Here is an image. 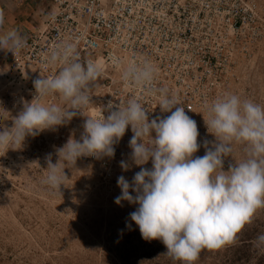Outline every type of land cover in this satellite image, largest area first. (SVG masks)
I'll return each instance as SVG.
<instances>
[{
    "label": "clouds",
    "instance_id": "clouds-1",
    "mask_svg": "<svg viewBox=\"0 0 264 264\" xmlns=\"http://www.w3.org/2000/svg\"><path fill=\"white\" fill-rule=\"evenodd\" d=\"M25 44L19 33H13L0 40V55H19ZM49 63L62 67L33 82L36 95L12 117V127L0 120V154L21 150L28 137L57 129L77 114L83 115L80 139L71 136L56 148V163L52 162V154L46 158V183L61 188L69 179L66 164L76 165L85 156L114 158L115 144L130 127L131 161L140 171L131 182L123 175L118 178L121 195L115 203L138 205L130 219L143 239L162 241L167 255L182 264H195L204 249L217 250L233 243L257 211L264 208V106L232 93L206 105L207 115L203 118L215 141L205 139V154L198 156L201 144L197 122L184 107L177 106V98L166 90L161 89L158 96L160 110L171 113L164 118L149 120L148 111L135 98L115 110L110 104L107 116L86 117L80 109L92 102L89 93L102 75L103 63L80 62L73 42L54 49ZM111 63L120 70L122 81L135 88L151 86L159 71L147 58L140 63H125L113 56ZM48 96L58 97L61 103L46 104L44 98ZM233 142L247 146L248 158L225 171L224 160L230 157ZM150 161L152 167H145ZM131 166L121 161L124 171ZM258 240L264 243V235Z\"/></svg>",
    "mask_w": 264,
    "mask_h": 264
},
{
    "label": "built area",
    "instance_id": "built-area-1",
    "mask_svg": "<svg viewBox=\"0 0 264 264\" xmlns=\"http://www.w3.org/2000/svg\"><path fill=\"white\" fill-rule=\"evenodd\" d=\"M52 2L43 27L27 34L19 55L9 54L6 64L14 78L8 87L30 82L25 72L31 66L44 77L53 75L62 65L49 63L51 52L64 42H73L80 62L103 63L102 75L89 93L92 102L80 109L86 117L107 116L110 104L115 110L135 98L148 111L149 120L164 118L171 113L158 107L163 89L197 122L201 147L205 139L211 141L203 118L206 105L226 93L237 94L242 66L264 54V0ZM113 56L125 63L153 61L159 69L153 84L147 88L126 85L111 63ZM82 120L85 117L77 114L74 129L83 130ZM132 135L129 127L114 146V158H94L104 164L130 160Z\"/></svg>",
    "mask_w": 264,
    "mask_h": 264
},
{
    "label": "rangeland",
    "instance_id": "rangeland-1",
    "mask_svg": "<svg viewBox=\"0 0 264 264\" xmlns=\"http://www.w3.org/2000/svg\"><path fill=\"white\" fill-rule=\"evenodd\" d=\"M33 68L34 75L29 73ZM241 70L242 83L235 93L242 100L264 106V54ZM25 76L30 79L27 89L21 85L17 88L18 83L8 84L0 94V120L8 128L24 103L34 98L33 82L44 77L33 66ZM51 99L61 103L53 96L45 97L44 102L49 104ZM72 121L76 122L75 118ZM72 121L28 137L21 150L0 154V264H182L167 255L162 241L143 239L130 219L138 205L115 203L121 195L118 178L123 175L131 182L140 171L131 158L126 160L132 165L130 170L124 171L121 161L104 164L85 156L76 165L66 164L69 179L61 188L46 183L48 154L56 163L55 149L71 136L80 139L83 133L74 129ZM210 140L214 142L215 137L211 135ZM231 146L233 151L224 160L225 171L248 158L246 145L233 142ZM204 154L203 147L196 153ZM145 167L151 168V161ZM262 235L264 208L257 211L233 243L217 250L204 249L195 264H264V243L258 240Z\"/></svg>",
    "mask_w": 264,
    "mask_h": 264
},
{
    "label": "crops",
    "instance_id": "crops-1",
    "mask_svg": "<svg viewBox=\"0 0 264 264\" xmlns=\"http://www.w3.org/2000/svg\"><path fill=\"white\" fill-rule=\"evenodd\" d=\"M52 3V0H0V17L3 19L0 40L13 33H19L25 39L28 33L42 28ZM8 59L9 53L0 55V94L4 93L3 88L14 78L10 66L6 64ZM35 70L30 69L29 73L34 75ZM25 74H28V70ZM19 86L17 85V88ZM20 87L27 89L26 83Z\"/></svg>",
    "mask_w": 264,
    "mask_h": 264
}]
</instances>
